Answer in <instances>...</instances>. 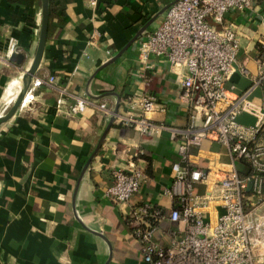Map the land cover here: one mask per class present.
Listing matches in <instances>:
<instances>
[{
    "label": "crops",
    "instance_id": "1",
    "mask_svg": "<svg viewBox=\"0 0 264 264\" xmlns=\"http://www.w3.org/2000/svg\"><path fill=\"white\" fill-rule=\"evenodd\" d=\"M175 1L97 0L91 5V0H55L53 28L35 77L53 75L56 82L37 88L35 100L0 125V264H146L144 247L130 223L132 208L143 202L161 209L156 242L168 245L171 232L180 227L170 219L180 195L169 192L181 136L171 139L169 130L158 136L143 135L116 118L81 180L74 208L77 180L110 115L93 104L72 116L66 110L75 99L69 96L68 105L60 111L56 108L60 89L89 95L111 111L120 99L119 114L126 112L129 96L148 92L164 108L148 114L154 122L189 126L190 107L181 97L179 75L167 57L153 56L152 68L138 58V40L160 25ZM41 10L42 0H0V54L9 55L0 64V115L14 102L21 75L34 58ZM224 20L235 24L240 43L226 82L229 94L233 99L245 94L255 105L264 106V0H255L244 11L231 9ZM146 24L147 29L119 59L94 75ZM185 72L184 67L178 71ZM148 78L151 87L145 86ZM238 119L247 125L256 122L246 112ZM190 153L195 165L203 168L214 164L224 170L230 161L227 148L214 140H204ZM134 163L145 167L147 178L128 202L112 201L106 190L113 182V170L131 169ZM238 168L248 171L241 163ZM211 189L205 178L194 184L198 196ZM211 201L203 214L215 222L222 207L216 199ZM251 218L262 223L252 236L264 239V202Z\"/></svg>",
    "mask_w": 264,
    "mask_h": 264
},
{
    "label": "built area",
    "instance_id": "2",
    "mask_svg": "<svg viewBox=\"0 0 264 264\" xmlns=\"http://www.w3.org/2000/svg\"><path fill=\"white\" fill-rule=\"evenodd\" d=\"M254 2L177 0L160 25L138 40V58L147 68H152L153 56L167 57L179 75L181 97L190 107V125L185 128L157 123L148 115L159 108L156 97L145 92L129 96L126 112L116 116L123 126L135 128L143 135L158 136L169 130L171 139L183 138L178 146L179 160L172 165L174 186L169 192L171 196L180 195V204L170 212L171 221L180 227L171 232L168 245L154 239L161 209L143 202L130 212V223L144 247L146 264H260L264 259V239L252 236L262 223L251 218L264 202V106L255 105L245 94L233 99L231 88L226 87L240 43L235 24L226 23L224 18L229 10L244 11ZM96 4L97 0H91V5ZM8 56L0 54V64ZM181 67L186 70L183 74L178 73ZM55 82L53 75L47 79L34 77L20 108L35 100L37 88ZM151 84L150 78L145 80L146 87ZM60 93L57 111L68 105L69 96L75 99L66 110L72 116L82 114L93 104L106 114L112 113L104 103L95 104L89 95H73L65 89H60ZM243 112L255 116L256 122L247 125L239 121ZM204 140L218 141L227 148L230 161L224 170L214 164L203 168L192 161L191 149L200 147ZM240 163L248 171H241ZM219 172L220 177L216 178ZM112 175L106 196L117 203L128 202L147 178L145 167L135 163L131 169H114ZM204 178L212 189L207 195L198 196L194 184ZM213 199L222 207L215 222L203 214Z\"/></svg>",
    "mask_w": 264,
    "mask_h": 264
},
{
    "label": "water",
    "instance_id": "3",
    "mask_svg": "<svg viewBox=\"0 0 264 264\" xmlns=\"http://www.w3.org/2000/svg\"><path fill=\"white\" fill-rule=\"evenodd\" d=\"M177 1V0H176ZM49 13H50V9H49V0H42V10H41V14H42V21H41V27H40V33H39V39H38V44H37V48L35 51V55L34 58L32 60L31 65L23 72V74L21 75V79H22V87L19 91V93L17 94L14 102L12 103V105L10 106L9 110L3 114L0 115V125L5 123L6 121H8L9 119H11L13 117V115L17 112V110L20 108L23 99L25 97V95L27 94V91L29 90V87L32 83L33 78L36 76V72L41 64L42 58H43V54H44V50H45V45H46V41H47V37H48V32H49ZM149 24H146L143 28H141V30H139V32L121 49L119 50V52H117L112 58H110L107 62L103 63L95 72L94 75H96L100 70H102L104 67L108 66L109 64L115 62L117 59H119L122 54L141 36V34L147 29ZM14 59H16V55L13 56ZM119 107H120V99L117 101L114 109L112 110V113L110 115V119L109 122L106 126V128L104 129L103 133L101 134L99 141L96 145V147L94 148L93 152L91 153L90 157L88 158V160L86 161L80 176L77 180L74 192H73V206L75 208V201H76V196H77V192L79 189V185L81 183V180L83 179L92 159L94 158V156L99 152L103 142L105 141V138L107 136V133L109 131V129L111 128L112 124L114 123L117 114L119 113ZM252 186V182H249V186H248V191H250ZM75 216L78 220L81 221V219L79 218L77 212L75 211ZM97 234H99L100 236H103L101 233L96 232Z\"/></svg>",
    "mask_w": 264,
    "mask_h": 264
},
{
    "label": "trees",
    "instance_id": "4",
    "mask_svg": "<svg viewBox=\"0 0 264 264\" xmlns=\"http://www.w3.org/2000/svg\"><path fill=\"white\" fill-rule=\"evenodd\" d=\"M49 9H50V13H49V32L52 30V21L54 19V15H55V0H49ZM49 32H48V36H49Z\"/></svg>",
    "mask_w": 264,
    "mask_h": 264
},
{
    "label": "bare ground",
    "instance_id": "5",
    "mask_svg": "<svg viewBox=\"0 0 264 264\" xmlns=\"http://www.w3.org/2000/svg\"><path fill=\"white\" fill-rule=\"evenodd\" d=\"M21 87H22V81H21ZM21 89V88H20Z\"/></svg>",
    "mask_w": 264,
    "mask_h": 264
}]
</instances>
